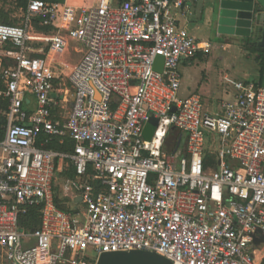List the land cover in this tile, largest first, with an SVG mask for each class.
Returning <instances> with one entry per match:
<instances>
[{
    "label": "built area",
    "instance_id": "1",
    "mask_svg": "<svg viewBox=\"0 0 264 264\" xmlns=\"http://www.w3.org/2000/svg\"><path fill=\"white\" fill-rule=\"evenodd\" d=\"M194 1L81 7L68 30L84 53L68 87L63 78L54 81L49 55L35 56L31 44L46 26H57L63 0H25L22 24L0 23V54L12 60L0 70V99L7 102L0 109L7 119L0 250L9 264H96L103 252L131 250L173 264H264V85L238 82V95L219 114L197 93L181 96L182 61L212 47L181 23ZM66 44L52 40V49ZM29 93L33 111L24 106ZM67 107V117H55ZM152 117L157 126L146 139ZM67 139L71 151L47 147ZM59 161L75 167L71 188L83 204L76 211L55 201ZM39 204V226L23 229L20 217Z\"/></svg>",
    "mask_w": 264,
    "mask_h": 264
},
{
    "label": "crops",
    "instance_id": "2",
    "mask_svg": "<svg viewBox=\"0 0 264 264\" xmlns=\"http://www.w3.org/2000/svg\"><path fill=\"white\" fill-rule=\"evenodd\" d=\"M97 1V0H96ZM67 4V8L63 17H61L57 26L49 27V31L45 33L39 41H33L34 55L42 56L43 54L52 57L54 50L51 47H44L40 43L52 42V40H64L67 44L62 49V53L55 64L67 65L71 72L74 65L81 59L84 53V46L79 44L72 53L68 44L70 42L68 29L74 25L75 18L79 15L81 7L87 4V0H63ZM219 0H198L192 3L191 13L187 16L180 17L181 23L185 24L190 33L201 42H210L212 44L211 52L204 54L199 52L195 57L185 59L180 65L181 71V96L185 97L193 93L201 96L205 109L213 114L222 113L224 103L235 100L238 95L237 83H253L254 85H264V47L257 44V39L243 38L236 36H227L219 33L214 23L215 8ZM97 3V2H95ZM93 3V4H95ZM22 10L25 8L20 6ZM64 29L66 31H54ZM256 44L263 51L254 50L251 44ZM80 46V47H79ZM68 61L67 63H64ZM12 64V60L0 54V64ZM54 72V73H53ZM50 70V74L54 77V81H58L60 73ZM62 72V71H61ZM68 73V74H69ZM2 87V85L0 84ZM33 106H30L31 103ZM25 108L30 111L36 109V99L32 94H27V100L24 104ZM55 117L64 116V110L54 111ZM186 143V137L183 135L182 145ZM61 144V143H60ZM211 149L206 153V159H210L212 165L214 155ZM71 151V150H69ZM73 165L70 162L59 161L58 170L53 184L54 198L57 202L59 197L64 204L68 205L69 211L79 209L80 199H74L75 192L71 188V182L75 179L76 174L72 175ZM54 186H59L55 189ZM64 208V207H62ZM65 209V208H64Z\"/></svg>",
    "mask_w": 264,
    "mask_h": 264
},
{
    "label": "water",
    "instance_id": "3",
    "mask_svg": "<svg viewBox=\"0 0 264 264\" xmlns=\"http://www.w3.org/2000/svg\"><path fill=\"white\" fill-rule=\"evenodd\" d=\"M214 23L219 33L227 36L257 39L264 47V0H219ZM164 57L158 55L155 68L162 71ZM74 104L73 101L71 103ZM149 125L157 126L151 118ZM174 129V127H173ZM260 231V230H259ZM264 239V234H263ZM259 241H256L258 243ZM96 264H173L168 258L147 250L103 252Z\"/></svg>",
    "mask_w": 264,
    "mask_h": 264
},
{
    "label": "trees",
    "instance_id": "4",
    "mask_svg": "<svg viewBox=\"0 0 264 264\" xmlns=\"http://www.w3.org/2000/svg\"><path fill=\"white\" fill-rule=\"evenodd\" d=\"M18 4L19 6H22L24 8L26 7L25 0H18ZM15 22L16 20L11 17L10 11L4 7H0V23L15 25L16 24ZM49 27L50 26H46L44 29L48 30ZM250 46L254 50H258L261 52L263 51V49L259 48L256 44H251ZM261 55H262V58L264 59V54L261 53ZM6 108H7V102L0 99V109L6 110ZM6 124H7V119H6L5 114L0 113V139L4 137ZM171 135L172 137L177 138L179 136V132L173 129L171 131ZM47 147L55 149V150H59V151H69L73 149L74 143L70 139H67L65 140L63 144H60L59 141H54L53 143L47 145ZM211 162L212 161L210 159L208 158L206 159V165L211 164ZM89 170L91 171V168H89ZM73 174H76V170L74 166L72 169V175ZM42 206H43L42 204H39V205H29L27 207L26 212L22 214V216L20 217V224L23 229L34 230L35 228L39 226ZM60 208L63 210H66L62 207ZM66 211H69V210H66Z\"/></svg>",
    "mask_w": 264,
    "mask_h": 264
},
{
    "label": "rangeland",
    "instance_id": "5",
    "mask_svg": "<svg viewBox=\"0 0 264 264\" xmlns=\"http://www.w3.org/2000/svg\"><path fill=\"white\" fill-rule=\"evenodd\" d=\"M98 1L99 0H97V1L96 0H87V4L86 5H91V4H93L95 2H98ZM116 1L118 2L119 0H116ZM0 7H4L7 10L10 11L11 17L16 20V22H15L16 24H22L24 22V16H23L24 12L20 8V6L18 4V0H0ZM46 31H49V30H46ZM54 31H66V30L58 29V30H54ZM67 31H69V30H67ZM71 42L72 41L70 40V42L68 44V48H69V50L72 53H74L76 46H78L79 44H77L75 42H73V43H71ZM40 44L43 45L44 47H47V45H48V47L52 46V42L51 43L48 42V44L43 42V43H40ZM61 53H62V47L61 48H56L55 51L53 52L52 57L50 58V70H51V72H53L54 67H55V71L60 73V77L63 78V83L66 85V87H68L69 83L67 81V75H68V73L70 71V68L67 65L55 64L56 63L55 61H58ZM64 63L68 64L69 62L65 61ZM5 66H7V63L4 64V65L0 64V70L3 67H5ZM34 103L35 102L31 103L30 106H33ZM69 112H70V107H67L64 110V116L67 117L69 115ZM152 135H153V127L150 126V125H147L145 130H144V138L149 139V138H151ZM207 137H208V139H207V145H206V153H208L209 150L211 149L209 135ZM54 187H55V189H59V186H54ZM57 202L62 207H64L65 209L69 208L68 205L64 204L63 201L59 197H57ZM78 205H79V208H83V204L82 203H79ZM0 264H9L8 261L4 258V254H3V252L1 250H0Z\"/></svg>",
    "mask_w": 264,
    "mask_h": 264
}]
</instances>
